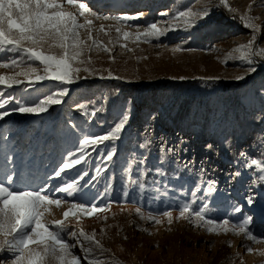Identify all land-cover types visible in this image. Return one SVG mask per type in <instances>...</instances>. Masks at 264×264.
Listing matches in <instances>:
<instances>
[{
    "label": "rangeland",
    "instance_id": "obj_1",
    "mask_svg": "<svg viewBox=\"0 0 264 264\" xmlns=\"http://www.w3.org/2000/svg\"><path fill=\"white\" fill-rule=\"evenodd\" d=\"M81 2L89 3L100 17L127 15L138 18L118 22L97 19L88 14L79 17L80 23L85 18L93 20V37L111 48V55L115 59H110V54L99 46L91 50L86 48L82 59L87 61L90 57L92 63L82 67H90L95 71L92 74L81 71L79 75L87 79L68 85L69 93L63 102L72 93L83 92L81 86L87 80L99 82L107 79L140 86L167 82L169 88L159 90L155 100L146 91L136 90L127 94L122 91L124 99L112 106V110L121 119L124 114L129 117L120 135L126 131L129 123L150 140V147L159 160L164 154L168 156L174 169L164 176L157 175L155 170L156 175L147 183L113 187L109 182L100 191L89 182L86 160L73 169L65 170L61 177H55L54 171L67 160L69 153L76 152L79 141L87 134H100L98 129L61 120V112H55V108L63 102L48 106L43 113H20L12 111L15 106L13 101L5 109H0L9 112L8 116L0 119V173L7 166L15 168L25 182L41 184L46 178L52 177L49 183L58 187L62 186L63 181L70 182L79 174L87 172L88 175L80 181L79 192L74 193L75 202L86 203L89 207V202H92L97 208H105V211L92 217L81 216L79 220L70 216L69 223L77 231L83 229L91 233L95 230L96 238L108 249L103 254L96 250L95 255L103 264H113L114 260L122 261L123 264H264V236L261 235L264 234V180L259 178L261 173L255 168L245 167V159L240 155L243 152L249 158H261L264 153V128L260 132L261 137L251 142L238 145L232 141V136L241 131L242 120L264 114V71L258 64L254 73L245 75L248 71L245 62L227 58V53L233 48L251 39L252 29L246 28L242 21L241 24L227 23V32L196 47L184 46L190 38L188 29L183 27L149 42L125 41L115 31L117 26H122L124 31L143 32L153 22L166 26L177 11L186 10L187 7L202 10L205 4L210 7L211 14L196 25L214 24L220 15L221 4L219 0ZM228 5L236 10L239 18L245 14L256 18L253 22L261 27L258 46L264 47V0H228ZM64 7L67 11L77 12V8L67 3ZM165 12L168 15L162 16L161 13ZM101 24L105 26L107 34L100 31ZM80 33L82 39L87 38L85 29H81ZM87 43L91 44V41ZM123 44L127 47H122ZM177 46L182 50L173 51ZM233 55L238 56L239 53ZM8 56L9 59L3 62H10L12 54ZM226 59L227 63L224 62ZM33 66H38V62ZM26 68L27 64L16 68H0V73L13 75ZM108 70H111L113 77L120 78H108ZM238 75H245V78L235 79ZM207 77L219 79H202ZM19 79L23 80L24 77ZM224 82H234L238 86L225 89ZM57 84L54 81H41L34 89L17 85L11 89L0 87V92L5 94V98L12 95L22 102L39 103L40 99L58 90ZM182 107L184 111H181ZM137 112L144 113L143 118L139 123L131 122ZM161 120L168 121L166 125L169 130L166 126L157 127V122ZM175 128L181 129L187 137L173 135L172 130ZM41 132L44 137L40 135ZM143 142L141 145H144ZM209 181L214 182L215 190L206 195ZM141 183L145 188L143 193L139 188ZM197 186L207 205L226 202L228 212H233V215L225 218L232 222L251 216L253 222L249 227L257 240H249L243 233L208 232L205 227L195 226L188 219H177V205L191 202V193ZM125 190L127 196L124 195ZM64 195L58 193L53 198ZM249 195L255 198L252 205L247 203ZM66 199L68 203L60 207L51 206L47 216L49 221L63 218L64 211L73 202L72 198ZM108 205L110 207H106ZM235 207H240L241 212H235ZM137 208L145 215L151 213L162 222L157 224L141 219L136 213ZM165 211L172 212L171 223L163 216ZM206 218L215 219L207 215ZM223 219L216 220L219 222ZM101 228L105 229L104 234H101ZM228 241H231V245ZM246 246H250L253 251L248 252ZM74 254L82 257L79 246ZM12 258L5 251L0 256V264H11ZM81 264H87V261L82 258Z\"/></svg>",
    "mask_w": 264,
    "mask_h": 264
},
{
    "label": "snow or ice",
    "instance_id": "obj_2",
    "mask_svg": "<svg viewBox=\"0 0 264 264\" xmlns=\"http://www.w3.org/2000/svg\"><path fill=\"white\" fill-rule=\"evenodd\" d=\"M65 3L77 8V12L67 11L64 7ZM219 3L228 7L231 12L236 11L228 5V0H219ZM86 14L97 19H113L118 22L138 18L127 15L100 17L89 6V3L81 2V0H0V54H3L0 55V68H16L21 64H27L26 69L15 72L13 75L0 73V87L11 89L13 86L24 85L34 89L41 81L58 82L56 85L58 90L40 99L39 103L22 102L12 95L5 98V94L0 92V109H5L6 105H10L14 101L15 106L12 107V111L43 113L47 111L48 106L62 103L63 98L69 93L68 85L77 83L81 79H87V77L79 75L81 71L89 74L95 71L90 67H82L92 63L90 57L87 61L82 59L86 48L91 50L93 47L99 46L110 54V59H115L111 55L112 49L93 37V20L85 18L83 23L79 22V17H86ZM210 14L211 9L208 4H205L202 10H193L192 7H187L186 10L177 11L166 26H161L159 22H153L143 32L124 31L122 26H117L115 31L125 41L132 39L133 42H149L152 39H159L167 32L175 31L179 27L192 28L198 21L207 18ZM161 15L167 16L168 13H161ZM240 19L246 28L252 29V37L246 43L238 45L227 53V58L245 62L248 65L245 75H250L257 70L258 64L264 63V47L258 46V33H261V27L253 22L256 18L248 14L242 15ZM81 29L86 30V39L81 38ZM100 31L107 34L103 24L100 25ZM87 41H91V44H88ZM121 46L127 47L126 44ZM180 50H182L180 46L173 49V51ZM9 53L12 54L10 62H3L9 59ZM233 53H239V55L234 56ZM37 62L38 66H33ZM224 62L227 63V59ZM245 75H238L235 79L243 80ZM19 77H24V79L21 80ZM108 78L119 79L120 77H113L111 70H108ZM184 78L180 77V79ZM202 79L215 80L219 77ZM80 107L85 108L86 106L80 105ZM95 114L94 111L90 115ZM8 115L7 110H0V119ZM128 118V115L124 114L123 118L106 134L85 135L79 141L76 152L69 153L67 160L58 170L54 171L53 175L61 177L65 170L73 169L76 165L85 162L87 147H95L106 141L119 139ZM262 142H264V138H262ZM167 151H171V149H167ZM114 155L115 149H112L107 151L102 158L111 161ZM240 155L245 159V167L255 168L257 172L261 173L259 178L264 180V153L261 154V158H249L243 152ZM161 164H163V160ZM5 169L0 173V256L7 251L13 257L11 264H81L82 258L87 261V264H103V261L98 259L95 253L96 250H99V253L103 254L108 249H105L101 241L96 238L95 230L91 233H86L83 229L77 231L75 226L69 223L70 216L79 220L81 216L92 217L105 211V208H97L92 202H89L91 203L90 207L86 203L75 202L74 193L79 192L80 181L88 175L87 172L79 174L70 182L65 180L62 186L55 187L49 183L52 177L46 178L41 184H33L25 182L15 168L5 166ZM128 171L131 172V167ZM100 173L101 169L97 168L96 176H99ZM157 175H165L162 168L157 169ZM96 176L93 179H96ZM130 182L135 183L131 180ZM139 188L143 193L144 184L141 183ZM214 190V182L209 181L206 195ZM199 191L200 188L197 186L191 193L193 197L191 202L186 201L177 205L179 207L177 219H188L195 226L205 227L208 232L243 233L247 239L254 242L257 240L249 227L253 222L251 216H245L238 222H232L229 218L218 222L216 219L206 218L207 204L194 208L196 193ZM58 193L65 195L53 198ZM124 195H128L127 190ZM66 197L72 198L73 202L64 211L63 218L49 221L47 216L51 212V206L60 207L62 204L68 203ZM254 199L249 195L247 203L252 205ZM106 207H110V205ZM234 211L239 213L241 208L235 207ZM136 213L141 219H147L157 224L162 222L151 213L145 215L139 208L136 209ZM163 216L167 218L168 223L172 222L171 211H165ZM104 219L106 220L107 217ZM141 230L147 231L146 229ZM100 231L101 234L105 233L104 228H101ZM261 235L264 236V234ZM124 238L127 239V237ZM228 243L231 245V241ZM77 246H79L82 257L74 254ZM246 250L253 251L250 246H246ZM113 264H123V262L114 260Z\"/></svg>",
    "mask_w": 264,
    "mask_h": 264
},
{
    "label": "trees",
    "instance_id": "obj_3",
    "mask_svg": "<svg viewBox=\"0 0 264 264\" xmlns=\"http://www.w3.org/2000/svg\"><path fill=\"white\" fill-rule=\"evenodd\" d=\"M227 23L241 24V20L236 11L231 12L228 10V7L221 5L220 15L214 24L205 23L193 26L187 30L190 40L184 46L196 47L200 44L202 45L213 41L228 31L229 24ZM260 65L264 71L263 63H260ZM236 85L238 86L234 82H224L225 89L237 87ZM167 88H169L167 82L140 86L128 85L107 79L99 82L97 80H87L81 86L83 92H75L69 95L61 106L55 108V112H61V120L79 126L97 128L100 134H106L108 130L121 120V117L113 112L112 106L119 104L124 99L122 91L126 94L133 93L136 90L146 91L155 100L157 92ZM80 105L86 107L81 108ZM180 109L184 111L183 107ZM94 111L96 114L90 115ZM143 115L144 113L137 112L131 122L136 121L139 123ZM263 117L264 114L262 113L242 120L241 131L232 136V141L239 145L260 138V132L264 128ZM164 123L166 125L168 121L161 120V122H157V127L163 126ZM174 124L178 127L176 123ZM128 125L126 131L120 135L119 139L106 141L95 147H87L86 163L89 182L99 191L105 188L109 182L113 187L125 184L131 186L134 183L130 182V180L135 181V183H147L156 175L155 170L162 168L164 173L169 174L174 169L166 154L159 160L150 147L152 145L150 140L130 126L129 123ZM40 135L44 137L42 132ZM141 142H143L144 147H141ZM112 149H115V155L112 160H104L102 156ZM162 160L163 164H161ZM129 167H131L130 173L128 171ZM97 168L101 169L99 176H96ZM94 176H96V179H93ZM192 199L193 197H191V201ZM204 204H206L205 199L200 192H197L196 202L193 206L196 208ZM207 206L208 211L206 215L211 218L222 219L233 215V212H228L229 206L226 202L214 203Z\"/></svg>",
    "mask_w": 264,
    "mask_h": 264
},
{
    "label": "built area",
    "instance_id": "obj_4",
    "mask_svg": "<svg viewBox=\"0 0 264 264\" xmlns=\"http://www.w3.org/2000/svg\"><path fill=\"white\" fill-rule=\"evenodd\" d=\"M143 125H144V124H143ZM164 126H166V128L169 130V128H168L167 125L164 124L163 127H164ZM161 127H162V126H161ZM180 130H181V129H180ZM180 130H177V129L175 128L174 130H172V132H173L172 134H173V135L176 134V135H181V136H183V137H187V136H185V134L183 135V133H182L183 131L181 130V131H182V132H181Z\"/></svg>",
    "mask_w": 264,
    "mask_h": 264
}]
</instances>
